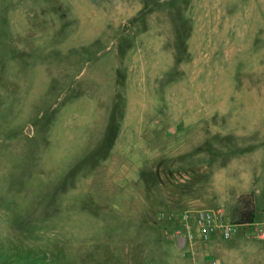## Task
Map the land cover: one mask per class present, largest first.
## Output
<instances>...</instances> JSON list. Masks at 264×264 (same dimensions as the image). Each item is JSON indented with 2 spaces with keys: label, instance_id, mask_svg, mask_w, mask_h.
Masks as SVG:
<instances>
[{
  "label": "rangeland",
  "instance_id": "374dc122",
  "mask_svg": "<svg viewBox=\"0 0 264 264\" xmlns=\"http://www.w3.org/2000/svg\"><path fill=\"white\" fill-rule=\"evenodd\" d=\"M101 1L116 23L110 36L68 66L69 50L88 47L103 33L99 6L0 0V264H188L171 249L152 251V245L166 247L157 213L192 209L195 189H202L199 209H222L228 221L238 220L250 199L259 217L264 211V0H198L197 7L190 0ZM132 7H140L138 19L130 17ZM146 11L154 13L145 19ZM120 20L125 24L116 26ZM129 25L136 37L128 50L141 52L133 72L121 61L124 83L115 92L118 44L109 38ZM194 29V61L178 66L189 56L186 41ZM48 71L57 77L49 93ZM125 90L135 113L128 132L137 131L146 104L144 137L155 144L145 151L133 137L128 162L138 156L151 173L152 151L157 156L181 142L196 152L156 165L161 175L151 177L153 189L172 195L180 189L186 199L146 212L140 235L128 233L133 226L107 223L122 217L131 184L120 179V167L113 175L97 168L109 120L118 124L126 110ZM177 117L186 128L164 141L163 130ZM30 130L32 137L24 134ZM250 239L248 249L235 250L245 254L243 264H264V242Z\"/></svg>",
  "mask_w": 264,
  "mask_h": 264
},
{
  "label": "crops",
  "instance_id": "0c3cea01",
  "mask_svg": "<svg viewBox=\"0 0 264 264\" xmlns=\"http://www.w3.org/2000/svg\"><path fill=\"white\" fill-rule=\"evenodd\" d=\"M96 6H99L104 12H103V17L105 18V28L103 33L101 34V36L99 38H96L93 43H91L88 47H81L80 49H71L68 51V66L72 63L75 62L78 59V55H81L82 52H85V50L88 48H92L93 46H95L97 43H100L101 40H103L106 36H110L111 32H109V26L116 24L115 22H112V15H110L109 10L106 7V3L105 1H99L96 2V0H91ZM190 6L192 7H197L199 1L198 0H190ZM132 12L130 13V17L133 19H138L139 15H140V7H138L137 9L133 10L132 7ZM66 12V11H65ZM146 18L151 17L149 15V13L153 14L154 11H146ZM64 15V13H62ZM121 19V18H120ZM148 21H150L148 19ZM152 21V19H151ZM136 24L139 23V21L135 22ZM144 23V22H143ZM121 24H125L123 23V21L120 20L119 24L116 26H122ZM162 24V23H160ZM103 26V27H104ZM121 27L117 28L116 31H114V35H116L113 39H111L112 37L109 38V43L115 44L117 43L118 46L116 48L117 50V62L115 64V72H113V83L115 85V92H116V88L119 84V86L123 85V81L120 78V64L121 61L123 60L124 63H126L128 69H130L131 72L134 71V67L136 66L134 61L136 62V53H140L141 51H137L133 56H132V51L130 47H134L135 44L134 41L131 42L130 40L132 38H135L136 36L134 35L133 30L134 29V25H129V27L125 30L121 29V31L118 33L117 30H119ZM148 27L143 28V31H147ZM165 29V28H164ZM161 26V28H159V36L161 37V39H158V43L161 47V49L163 50V48L165 49V46L162 45L164 44L166 37L164 35H162V32L164 30ZM196 32V29H194L193 32L189 33V37L186 41V46H187V50H188V58L186 60H182L180 61L178 66H181L182 64L185 66L187 64H189L192 61H194L193 57L191 56L192 53V35H194ZM133 40V39H132ZM124 41H130L127 43V45H125L124 48H121V44L124 43ZM109 48V47H108ZM130 49V50H128ZM170 53L172 52L173 55V63L174 66L176 65V58L174 55V52L171 51V49H169ZM169 53V54H170ZM78 54V55H77ZM67 67H63L62 68V73L64 75L65 71H66ZM50 75V87L48 90V93L55 88L56 85V73L54 72H49ZM129 80V79H127ZM126 80V82H127ZM127 86V85H126ZM115 94V93H113ZM125 95H126V106H125V111L123 112V115L121 117V120L118 124L114 125L112 122V118L111 120H109V124H108V128L106 130H108L107 132V136L105 138L102 139L103 142H105V144L102 146V152H100V157H102V161L98 162L97 168L104 170L106 172H109V174L113 175L115 174L114 169L115 168H121V178L125 180L126 182H129L131 184L130 189H127L128 191H126L125 193V207L124 209L125 212L123 213L122 217L117 220L116 217H108L114 221L112 222H107L109 224L115 225V226H133V228L128 231V233L131 234H139V227L142 225V221L146 216V212H148L149 210L153 211L155 209H158L160 207H164L166 204L174 202V201H179L181 199V197L183 198V200L186 199L185 194L186 192L184 191V194L180 193V189L179 192H174L172 195L171 190L170 189H153V187L150 185L151 184V177L155 176V177H160L161 173H160V169H158V165L159 163H164L166 161H174V160H182L183 157L185 155H189L192 156L194 155L195 149L191 148V149H187L185 144L178 142L176 144V147L174 148L172 145L170 148V151L165 152V150H163V148L158 149L159 153L157 154V156H155V152H151V158H149L148 160H146V162H154L153 165V170L151 173H148V167L145 165L144 162H140L139 161V157L136 156L135 158V164L132 161V157H131V161L132 162H128V157L126 156L129 153V150L132 149V139L133 137H137L138 139H140V141L142 142V147L145 151H149L152 150V148H154L155 144L153 139L151 138H147L145 139L144 135L147 133H145V123H147L146 120V115L148 114L147 112L150 110L149 106H146V104L142 105V109L144 107V111H142L141 113H139V117L140 120L138 119L139 123L137 124V131L136 132H132L129 131L128 132V128H129V124H128V118L130 116V113H132L133 115L135 114L133 109V102H132V95L131 92L130 94L127 92V90H125ZM151 101V100H150ZM151 105L155 103V101H151L149 102ZM175 122L170 126V128L163 130L162 132V138L164 139V141H168L170 139H173L174 136H177L178 133H180L183 129L186 128V121L181 119V117H177L175 120ZM113 124V125H112ZM50 129L52 128L51 125ZM114 126V127H113ZM49 129V128H48ZM50 133V132H48ZM25 135L28 134L29 137L33 136V131L30 130V132L28 133H24ZM47 137H49V134H47ZM164 144H162L161 146H164ZM150 156V155H149ZM101 160V159H100ZM195 160V159H194ZM150 167V166H149ZM150 176V178H149ZM148 177V179H147ZM123 186V185H122ZM160 187H162V184L160 183L159 185ZM124 189H126L125 186H123ZM202 189H199L197 191V189H195L194 191V195L193 197L191 196L190 201L189 202V207H191L192 211H196V210H200L199 207L201 206L202 203ZM198 193V194H197ZM151 195L152 197L149 199L148 196ZM182 195V196H181ZM154 196H156V199L154 198ZM181 196V197H180ZM133 210L134 211V215L136 217V220H131L130 218V211ZM169 211H166V213ZM180 212V211H178ZM164 212H160L157 213L156 217L158 219H155V222L157 223V229L159 231L162 232L163 236L164 231L167 234V237H164V245L166 247H159L158 249L155 248L154 245H152V251L156 252V253H162L166 254L167 253V248L171 249L175 255L177 257L182 258L183 257V253H182V248L185 246V238L184 239V244L183 247H181L180 243H179V238H175L172 234L171 231L173 230L174 225L172 226V229H170V224L166 225V221L162 220V222L160 221V217L161 214H163ZM111 221V220H110ZM106 223V224H107ZM123 233H125V231H122ZM170 232V234L168 233ZM127 233V230H126ZM169 235V236H168ZM144 236V235H143ZM146 240H150V242H152L153 239H151L150 237H146ZM162 241V239H161ZM252 240L250 239V237L246 236L243 233L238 234L237 236H235L231 241H223L220 237L219 234H217L214 239L208 243V244H203L201 242H198L197 246L201 251H204L207 255H209L211 258L215 259L218 261L219 264H230V260L232 258H234L235 260H237L238 263H244V259H245V254H243V252L239 253V251L235 250V247L237 248H241V246L244 247V249H248L249 244H252ZM150 250V249H149ZM254 254H256V252H254ZM184 258V257H183ZM185 260H187L188 264H192L191 260L184 258Z\"/></svg>",
  "mask_w": 264,
  "mask_h": 264
},
{
  "label": "built area",
  "instance_id": "2783aa9c",
  "mask_svg": "<svg viewBox=\"0 0 264 264\" xmlns=\"http://www.w3.org/2000/svg\"><path fill=\"white\" fill-rule=\"evenodd\" d=\"M160 218L174 225L171 234L175 238H185L182 255L191 260L192 264H219L197 246L198 242L204 245L210 243L217 234L226 242L240 233L264 242V211L252 223L228 221L222 209L171 211L161 214Z\"/></svg>",
  "mask_w": 264,
  "mask_h": 264
},
{
  "label": "trees",
  "instance_id": "16d2710c",
  "mask_svg": "<svg viewBox=\"0 0 264 264\" xmlns=\"http://www.w3.org/2000/svg\"><path fill=\"white\" fill-rule=\"evenodd\" d=\"M96 2H99V0H96ZM198 177L200 178L202 177V175L201 176L198 175ZM251 197L254 199L253 195H251ZM259 218L260 217L258 216L257 205L255 201L250 199V201L247 200V203H245V206L241 209L238 220H235L234 222L252 223Z\"/></svg>",
  "mask_w": 264,
  "mask_h": 264
},
{
  "label": "water",
  "instance_id": "95a60500",
  "mask_svg": "<svg viewBox=\"0 0 264 264\" xmlns=\"http://www.w3.org/2000/svg\"><path fill=\"white\" fill-rule=\"evenodd\" d=\"M179 243H180L181 247H183V244H184V239H183V237H180V238H179Z\"/></svg>",
  "mask_w": 264,
  "mask_h": 264
}]
</instances>
